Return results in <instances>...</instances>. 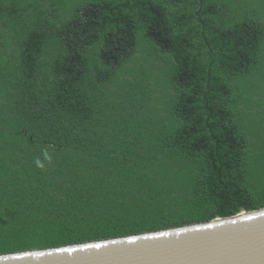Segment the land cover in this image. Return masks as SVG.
Wrapping results in <instances>:
<instances>
[{
	"label": "trees",
	"instance_id": "16d2710c",
	"mask_svg": "<svg viewBox=\"0 0 264 264\" xmlns=\"http://www.w3.org/2000/svg\"><path fill=\"white\" fill-rule=\"evenodd\" d=\"M264 208V0H0V255Z\"/></svg>",
	"mask_w": 264,
	"mask_h": 264
},
{
	"label": "water",
	"instance_id": "95a60500",
	"mask_svg": "<svg viewBox=\"0 0 264 264\" xmlns=\"http://www.w3.org/2000/svg\"><path fill=\"white\" fill-rule=\"evenodd\" d=\"M0 264H264V208L206 223L3 254Z\"/></svg>",
	"mask_w": 264,
	"mask_h": 264
}]
</instances>
